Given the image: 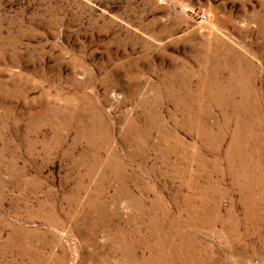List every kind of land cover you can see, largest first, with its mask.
<instances>
[{"label":"rangeland","instance_id":"374dc122","mask_svg":"<svg viewBox=\"0 0 264 264\" xmlns=\"http://www.w3.org/2000/svg\"><path fill=\"white\" fill-rule=\"evenodd\" d=\"M243 77L264 0H0V264H264Z\"/></svg>","mask_w":264,"mask_h":264},{"label":"bare ground","instance_id":"6f19581e","mask_svg":"<svg viewBox=\"0 0 264 264\" xmlns=\"http://www.w3.org/2000/svg\"><path fill=\"white\" fill-rule=\"evenodd\" d=\"M233 80H235V79H233ZM241 84H242L241 86H243L244 89L240 88L239 86H235V87L233 86L232 88H230V92H229V94L231 96H234V95H236V91L240 90L242 93V96H243V99L241 100V102L239 104H237L234 109H232L233 118H235L237 121L239 135L242 133H249L250 141H251L254 149L264 147V103H263V99L262 100L259 99L257 90L255 89L254 85L252 88L248 89V86L249 87L251 86L250 80L243 77L241 79ZM246 85H248V86H246ZM222 93H223V95L228 94L227 90L225 92L224 91L221 92V95H222ZM223 100H222V102H223ZM230 103H233V102H228L226 104H221V105L223 107H226ZM224 126H225V124L223 125V127ZM239 139L240 138L238 136L237 140H236L237 144L239 143ZM237 144L235 146H238ZM241 163H243V162H239V168L241 166L240 165ZM238 172L241 173V170H239Z\"/></svg>","mask_w":264,"mask_h":264}]
</instances>
